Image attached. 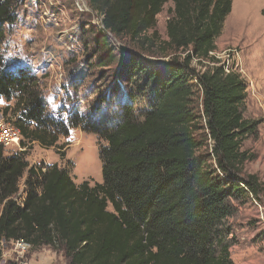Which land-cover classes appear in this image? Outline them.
Here are the masks:
<instances>
[{
    "label": "trees",
    "instance_id": "obj_1",
    "mask_svg": "<svg viewBox=\"0 0 264 264\" xmlns=\"http://www.w3.org/2000/svg\"><path fill=\"white\" fill-rule=\"evenodd\" d=\"M15 1L0 0V38ZM86 1L102 17L104 32L170 61L145 70L133 55L97 60L99 68L117 65L126 80L144 73L143 90H150L143 110L130 94L111 124L91 112L49 117L35 78L7 71L0 55V101L15 102L11 111L0 108V117L19 131L22 147L26 141L51 148L74 128L105 143L99 145L102 183L93 185H76L56 165L29 168L25 151L7 157L0 144V243L58 249L68 264H233L228 220L235 204L261 191L243 170L254 155L242 144L257 129L243 118L245 82L236 72L225 74L210 55L233 0H170L166 40L156 25L168 0ZM194 60L203 71L192 67ZM106 102L98 98L96 107Z\"/></svg>",
    "mask_w": 264,
    "mask_h": 264
},
{
    "label": "rangeland",
    "instance_id": "obj_2",
    "mask_svg": "<svg viewBox=\"0 0 264 264\" xmlns=\"http://www.w3.org/2000/svg\"><path fill=\"white\" fill-rule=\"evenodd\" d=\"M171 7L168 0L157 16L156 30L161 40L167 39L166 20ZM11 15L13 21L2 25L0 38L5 69L13 73L25 71L35 78L46 115L57 120H64L73 112L81 115L91 112L98 114L97 118L104 116L111 124L116 123L121 105L128 102L130 94L136 98V110L141 111L147 105L150 90H143L144 73L126 80L118 74L117 65L99 68L97 60L106 53L115 55L117 60L123 55H133L145 70L170 61L169 57L143 55L137 50L138 44L104 32L102 17L89 8L86 0H16ZM101 38L105 45L100 43ZM215 45L218 54L228 49L237 52L234 65L239 59L237 73L246 85L243 118L257 124L256 132L244 141L241 149L254 155L243 170L245 175L257 178L261 191L257 197L249 196L245 203L235 204L236 213L228 220L233 235L230 259L233 264H264V0H233ZM192 67L203 71L195 60ZM98 98L108 102L96 107ZM14 103L1 100L0 108L9 107L11 111ZM199 104L196 95L195 111L200 110ZM5 118L12 122L15 116L9 112ZM0 120L4 121L2 117ZM25 143V147L20 143L19 148H4V155L25 151L29 168L56 165L76 185L84 181L90 185L102 183L99 145L105 143L96 135L74 128L68 136H59L51 148H43L37 142ZM26 177L25 173L19 181L18 202L23 197ZM10 262L68 264L61 250L30 247L25 254H19L14 241H2L0 264Z\"/></svg>",
    "mask_w": 264,
    "mask_h": 264
},
{
    "label": "built area",
    "instance_id": "obj_3",
    "mask_svg": "<svg viewBox=\"0 0 264 264\" xmlns=\"http://www.w3.org/2000/svg\"><path fill=\"white\" fill-rule=\"evenodd\" d=\"M211 56L215 57L220 61L217 65H220L223 68L225 74L230 72H238L239 59L236 65H234L235 59L237 57V52L235 50L228 49L221 54L216 52L210 53ZM239 74V73H238ZM21 136L17 129L9 124H5L4 121L0 120V144L4 148L10 147H20ZM20 150V149H19ZM15 246L18 249L19 254H25L30 246L23 241H14Z\"/></svg>",
    "mask_w": 264,
    "mask_h": 264
}]
</instances>
